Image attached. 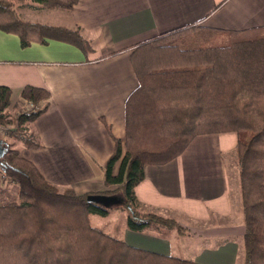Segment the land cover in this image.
<instances>
[{"label":"trees","instance_id":"trees-1","mask_svg":"<svg viewBox=\"0 0 264 264\" xmlns=\"http://www.w3.org/2000/svg\"><path fill=\"white\" fill-rule=\"evenodd\" d=\"M31 2L70 9L75 0H0V29L17 34L22 47L58 39L85 54L92 51L78 27L22 18L17 6ZM130 60L137 85L125 100L124 139L108 127L115 147L104 166L107 188L98 191L121 197L108 207L88 202L89 192L47 180L9 140L41 146L30 126L47 109L49 91L25 85L11 108L12 90L0 85V124L13 125L3 138L0 179L16 188L15 197L0 199V264H204L129 244L89 217L115 208L126 212L131 230L185 232L174 217L141 210L135 186L146 164L172 160L196 135L225 131L237 135L243 264H264V25L221 29L190 23L136 43Z\"/></svg>","mask_w":264,"mask_h":264},{"label":"crops","instance_id":"crops-1","mask_svg":"<svg viewBox=\"0 0 264 264\" xmlns=\"http://www.w3.org/2000/svg\"><path fill=\"white\" fill-rule=\"evenodd\" d=\"M17 10L27 20L78 27L92 44L88 54L58 39L22 47L17 34L0 29V85L12 90L10 107L25 85L50 93L30 126L41 146L18 149L47 180L78 193L107 188L104 166L115 147L108 127L123 141L125 100L137 85L133 45L194 22L221 29L264 25V0H75L70 9L31 2ZM236 139L235 131L199 134L172 160L144 166L135 186L141 210L174 217L185 232L134 231L125 221L111 234L204 264H236L244 233ZM0 180L1 187H15Z\"/></svg>","mask_w":264,"mask_h":264},{"label":"rangeland","instance_id":"rangeland-1","mask_svg":"<svg viewBox=\"0 0 264 264\" xmlns=\"http://www.w3.org/2000/svg\"><path fill=\"white\" fill-rule=\"evenodd\" d=\"M1 126L2 127L0 128V133H1L0 137L5 138L9 129L13 128V125L1 124ZM9 140L13 141L14 146H17V148H20V145H23L20 141L13 140L12 138H9ZM1 182H3V180H0V184H2ZM7 184L8 187L7 186L2 187L5 188V193H2L0 191V199L9 200L15 197L16 194L15 187H13V185H10L11 183H7ZM89 218H90V222L93 225H98L102 228L104 227L105 229H108L110 233L116 234L117 231L120 229L121 225L126 221V212L124 210L111 208L109 209V212L106 215L91 214ZM242 259H243L242 255H240L236 264H243Z\"/></svg>","mask_w":264,"mask_h":264},{"label":"water","instance_id":"water-1","mask_svg":"<svg viewBox=\"0 0 264 264\" xmlns=\"http://www.w3.org/2000/svg\"><path fill=\"white\" fill-rule=\"evenodd\" d=\"M3 138L0 137V157L5 153V148L3 145ZM88 202H93L96 204H101L105 207L119 204L121 202V197L116 194H105V193H89L86 197Z\"/></svg>","mask_w":264,"mask_h":264},{"label":"built area","instance_id":"built-area-1","mask_svg":"<svg viewBox=\"0 0 264 264\" xmlns=\"http://www.w3.org/2000/svg\"><path fill=\"white\" fill-rule=\"evenodd\" d=\"M25 103V107H27V108H29L30 106H31V104L30 103H28V102H24ZM2 126H1V124H0V128H1ZM0 136H1V133H0Z\"/></svg>","mask_w":264,"mask_h":264}]
</instances>
